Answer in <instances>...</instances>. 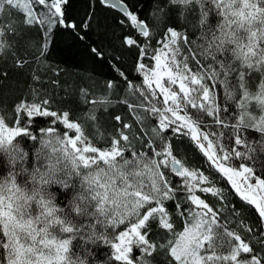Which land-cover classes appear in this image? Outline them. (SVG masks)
<instances>
[{"label": "snow or ice", "instance_id": "obj_1", "mask_svg": "<svg viewBox=\"0 0 264 264\" xmlns=\"http://www.w3.org/2000/svg\"><path fill=\"white\" fill-rule=\"evenodd\" d=\"M100 3L122 9L144 38L126 35L122 41L138 50L134 69L140 82L114 68L124 82L119 103L134 119L129 123L127 115H116L118 127L107 137L98 128L86 135L79 117L53 110L51 100L35 95L16 104L12 118L0 113V151L11 166L0 175V264H88L72 250L84 228L93 242L109 244L122 264H149L146 258L161 252L166 264H264V160L257 156L264 154V0H168L181 16L199 14L195 39L171 26L157 39L149 22L123 0ZM156 7L153 19L162 24L165 9ZM69 9V0H0V54H11L18 67L28 62L24 49L30 45L20 43L24 27L41 31L38 57L45 56L57 27L83 39L80 32L88 23L75 21ZM17 12L22 20L12 19ZM213 16L214 25L209 22ZM90 52L99 59L106 56L100 46ZM118 87L108 81V94L91 100L82 90L84 102L93 105L87 114L93 127L96 106L107 111ZM34 117L51 118L52 126L39 130L43 137L30 128ZM61 124L66 131L57 127ZM252 132L258 140L251 139ZM24 138L39 141L34 157L21 146ZM181 140L202 155L206 170L174 152V142ZM221 180L255 209V228L239 219L241 233L222 222L230 202L217 186ZM53 185L71 193L63 207ZM230 211L240 217L235 206ZM153 226L172 238L156 242L150 235Z\"/></svg>", "mask_w": 264, "mask_h": 264}, {"label": "trees", "instance_id": "obj_2", "mask_svg": "<svg viewBox=\"0 0 264 264\" xmlns=\"http://www.w3.org/2000/svg\"><path fill=\"white\" fill-rule=\"evenodd\" d=\"M123 2L141 19L149 22L157 39L160 37L162 29L167 26L188 31L192 39L200 34L199 14L197 12H185L181 16L180 9L169 5L168 0H123ZM69 4V14L72 18L78 23H88V27L80 32V36L84 37L83 39L77 38V35L71 30L57 27L52 32L51 44L45 56L38 57L37 49L43 41L41 31L35 27H24L21 30L22 39L20 43L23 45L27 42L30 45L24 49L28 62L23 67H18L15 65L11 54H0V72L6 74V76L0 77V113L6 114L7 118H12L15 105L22 99L31 100L35 95L51 100L53 110L69 111L74 116L79 117L85 127L86 135L89 132L96 133L98 128L99 133H103L107 137L114 128L118 127L119 122L114 120L116 115H120L122 118L127 115L125 122L129 123L134 119L128 114L127 107L119 103V100L123 99L125 95L123 91L124 82L114 71V68L124 71L130 80H135L137 83L142 79V76L134 69L138 50L126 47L122 43L123 37L131 35L140 40L144 38L137 36V30L129 24L122 11L103 5L100 0H69ZM157 5L165 9V22L162 24H157L153 19ZM12 19L22 20L23 16L17 12ZM122 20L124 21L123 25L120 23ZM209 22L214 25L216 18L210 17ZM152 43L155 45L156 40L154 39ZM96 46L105 50L106 56L103 59L94 57L90 52V47ZM11 51L10 49L9 53ZM16 55L20 56V52L17 51ZM253 76L256 81L259 80L257 74L253 73ZM34 77H38V79H34ZM108 81L117 82L119 87L110 96L113 105L107 107V111L103 107L96 106V127H93V122L87 119V114L93 105L84 102L82 90L87 91L89 100L107 95L106 84ZM251 90L255 91L254 85ZM32 119L34 123L30 125V128L33 134L39 137L44 135L39 131L40 129L52 126L51 118L34 117ZM57 127L61 131H66L62 124ZM133 131L138 133L139 129L134 128ZM251 139L258 140V134L252 132ZM103 142L101 140L100 144ZM20 144L33 157L36 150L41 147L39 141H32L29 138L20 140ZM176 150L182 154L188 165L197 166L202 171L208 168L202 155L191 143L184 140L174 142V152ZM241 150H243L242 146ZM257 156L260 160H264V154L257 152ZM10 167L7 154L0 151V175H7ZM210 172L211 170H208L205 174ZM173 179L175 181V177ZM217 186L226 190V200L230 202L229 208L224 211L222 222L227 221L230 230H237L241 233L242 230L237 227L239 219H243L245 223L255 228L258 225L255 209L234 195V190L225 181L221 180ZM52 191L55 192L57 202L62 207L71 199V193L57 185H53ZM202 198L210 204L220 206L219 202L210 194H203ZM231 206H235L240 212L239 218L232 214ZM168 207L170 212L174 211V202H169ZM84 223L87 224L88 221L85 220ZM182 227L183 221L181 220L177 224V231L182 230ZM90 235L91 233L87 228H84L73 240L72 250L77 256L85 259L88 264H122L112 257L113 249L109 244L99 239L93 242L92 239H89ZM150 235L158 243H166L167 239L172 238L170 234L156 226H153ZM133 255L138 258V250L134 249ZM146 259L149 260V264H166V257L162 252L154 253L152 257Z\"/></svg>", "mask_w": 264, "mask_h": 264}, {"label": "water", "instance_id": "obj_3", "mask_svg": "<svg viewBox=\"0 0 264 264\" xmlns=\"http://www.w3.org/2000/svg\"><path fill=\"white\" fill-rule=\"evenodd\" d=\"M126 6H127V4L125 3V2H123ZM127 8L129 9V7L127 6ZM118 10H120V11H122L123 12V10L122 9H119V8H117ZM130 10V9H129Z\"/></svg>", "mask_w": 264, "mask_h": 264}]
</instances>
